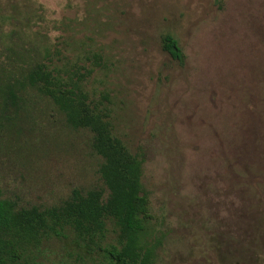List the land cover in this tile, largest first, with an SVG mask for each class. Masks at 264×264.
I'll return each instance as SVG.
<instances>
[{
	"label": "rangeland",
	"instance_id": "1",
	"mask_svg": "<svg viewBox=\"0 0 264 264\" xmlns=\"http://www.w3.org/2000/svg\"><path fill=\"white\" fill-rule=\"evenodd\" d=\"M10 5L40 14L31 35L87 68L92 96L108 94L113 132L140 158L164 235L154 264H264V0H0V11ZM166 32L182 65L161 49ZM94 52L102 65L86 59ZM89 141L30 97L0 122L3 196L45 206L100 184ZM35 259L102 257L53 237Z\"/></svg>",
	"mask_w": 264,
	"mask_h": 264
},
{
	"label": "trees",
	"instance_id": "2",
	"mask_svg": "<svg viewBox=\"0 0 264 264\" xmlns=\"http://www.w3.org/2000/svg\"><path fill=\"white\" fill-rule=\"evenodd\" d=\"M9 7L0 11V122L10 123L27 108L30 97L44 98L68 127L90 133V149L101 161L100 184L73 187L55 204L23 205L0 189V264H34L42 241L53 237L87 254L99 252L101 264H154L164 235L142 188L140 158L113 132L108 94L92 96L82 82L81 69L87 68L77 59L63 61L59 48L31 35L40 14ZM160 46L183 64L174 34L163 33ZM86 59L102 65L98 53Z\"/></svg>",
	"mask_w": 264,
	"mask_h": 264
}]
</instances>
